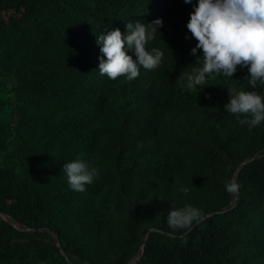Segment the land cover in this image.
I'll list each match as a JSON object with an SVG mask.
<instances>
[{
  "label": "trees",
  "instance_id": "obj_1",
  "mask_svg": "<svg viewBox=\"0 0 264 264\" xmlns=\"http://www.w3.org/2000/svg\"><path fill=\"white\" fill-rule=\"evenodd\" d=\"M195 4L0 0V211L34 228L0 217V264H264V122L224 107L229 88H264L240 66L187 88ZM156 19L160 66L100 75L97 35ZM77 157L99 173L82 192L62 171ZM186 204L204 219L174 231Z\"/></svg>",
  "mask_w": 264,
  "mask_h": 264
},
{
  "label": "clouds",
  "instance_id": "obj_2",
  "mask_svg": "<svg viewBox=\"0 0 264 264\" xmlns=\"http://www.w3.org/2000/svg\"><path fill=\"white\" fill-rule=\"evenodd\" d=\"M184 2L190 4L192 0ZM193 8L187 29L197 41L191 49L196 61L195 67L187 74V88L195 90L197 86L205 85L207 77L212 75L232 78L237 66L248 69V75L244 77L248 89L249 86L264 88V0H198ZM162 26V19L148 24L135 21L126 24V35L119 28L97 35L101 53L100 75L112 80L125 77L132 81L140 75L141 67L149 71L159 67L163 51L159 48L149 51L146 45ZM129 50L135 59L128 54ZM200 50L202 56L197 55ZM228 91L230 102L224 107L229 114L237 116L241 126L248 125L251 130L264 122V92L244 90L243 86ZM62 171L69 187L80 192L99 176L98 170L81 157L64 163ZM240 187L235 180L225 183L229 194H237ZM181 191L187 195L189 189L182 188ZM203 219L201 209L186 204L180 208L171 207L167 224L174 231L191 230L194 222Z\"/></svg>",
  "mask_w": 264,
  "mask_h": 264
},
{
  "label": "water",
  "instance_id": "obj_3",
  "mask_svg": "<svg viewBox=\"0 0 264 264\" xmlns=\"http://www.w3.org/2000/svg\"><path fill=\"white\" fill-rule=\"evenodd\" d=\"M209 214H210V213H209ZM0 217H2V218H4V219L8 220V221L11 222L15 227H17V228H19V229H34V228L29 227V226H25V225L23 226V225L17 224V222L13 221V220L10 218L9 215H7V214H5V213H3V212H1V211H0ZM155 229H156V228H154V227L149 228V229L146 231V237L149 235V232H150L151 230H155ZM145 243H146V239L143 241L142 248H144ZM58 245H60L59 242H58ZM62 252H63V254L65 255V252H64L63 250H62Z\"/></svg>",
  "mask_w": 264,
  "mask_h": 264
},
{
  "label": "rangeland",
  "instance_id": "obj_4",
  "mask_svg": "<svg viewBox=\"0 0 264 264\" xmlns=\"http://www.w3.org/2000/svg\"><path fill=\"white\" fill-rule=\"evenodd\" d=\"M17 224H19V223H17ZM21 225V224H20Z\"/></svg>",
  "mask_w": 264,
  "mask_h": 264
}]
</instances>
